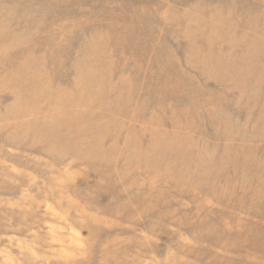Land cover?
Here are the masks:
<instances>
[{"label":"rangeland","instance_id":"374dc122","mask_svg":"<svg viewBox=\"0 0 264 264\" xmlns=\"http://www.w3.org/2000/svg\"><path fill=\"white\" fill-rule=\"evenodd\" d=\"M203 2L232 14L238 28L250 25L263 64L264 0H0V264H264V185H242L238 152L205 177L182 169L205 162L196 157L201 145L221 152L226 139L213 134L222 118L252 135L229 145L264 159V92L218 89L186 60L197 41L171 17L202 12ZM88 70L107 72L113 91L133 98L116 101L128 109L116 112L127 125L122 138L129 130L145 148L158 130L173 131L175 148L156 155L169 162L143 166L107 154L112 139L95 153L42 127L46 114L114 115L101 107L47 110L24 82L35 72L69 89ZM189 116L197 119L187 129ZM166 167L179 176L162 175ZM257 173L247 170L255 183Z\"/></svg>","mask_w":264,"mask_h":264},{"label":"bare ground","instance_id":"6f19581e","mask_svg":"<svg viewBox=\"0 0 264 264\" xmlns=\"http://www.w3.org/2000/svg\"><path fill=\"white\" fill-rule=\"evenodd\" d=\"M203 9L202 12L191 9L180 11L178 9L176 14L171 17L174 22L186 28L185 36L189 41L193 39L197 41V43L189 45L187 49V62L193 64L205 76L206 80L212 81L214 87L218 89L234 90L239 96L245 97L246 90L250 86H257L259 90L255 93H263L264 63H258L259 56L262 58L263 54L261 53L260 46H258L257 33L250 27H247L250 26L247 23L244 29L238 28L232 17L233 15L225 16L224 9L220 6H211L210 2H203ZM2 32L4 33V31ZM241 47H243L242 50H240ZM26 81L34 84L36 89L35 91H31L30 98H34L37 102L42 103L47 110L55 111L66 107H101L103 109L112 108L115 111L114 115L109 116L104 114L92 115L88 112H73L65 117L60 113L46 114L44 121H40L44 129L49 130L51 127L56 129L54 132H63L65 135L73 137L76 145L94 148L95 153H101L105 150L107 154L114 152L122 153L127 158L137 160L143 166L155 167L165 161L166 163L169 162L163 156L156 155L158 152L175 148L177 138H174L172 135L173 131L171 134L165 130H158L157 133L153 132L155 134L146 144L145 148L142 147L141 138L129 130L127 135L122 138L120 133L127 130V125L118 121L116 112L118 114H125L128 112V109H120L116 101L120 98L132 101L133 98L124 92H114L113 89L116 88L117 81L112 80L107 72L84 71L76 78L69 89L61 84L52 85L48 77L35 72L25 78L24 82ZM92 94H98L100 97L104 96L107 98V101H98L88 97V95ZM223 94L224 91L219 93L220 96ZM256 94H252V96H257ZM46 98H50L51 100H45ZM240 101L242 102V100ZM24 102L28 103V101ZM237 103L241 104L239 101ZM42 104H40L39 109ZM34 105L35 103L32 105V108ZM262 106L264 108V104ZM196 119L195 116H189L186 128L194 127ZM62 121L66 126L62 127V124L61 127H58L57 123ZM73 125L77 126L78 129L68 130V127ZM215 128L214 137L226 139L221 152L218 153V145L210 147L201 145L197 148L196 157L204 158L205 162L200 163L196 160L192 164L184 165L182 169L186 170L185 166L193 167L194 170H197L198 174L205 177L207 173L220 170L218 163L221 160L234 162L237 158L233 159L232 156H229V151L234 148L238 152L239 158H243V162L241 163L242 185H256V187L264 185V159L254 155V148L250 149L240 144L237 146L229 145V142L236 138H241V141L251 138L252 135L248 133V129L245 131L241 128L236 129L232 124V120L227 118H222L219 126ZM49 132L52 133L50 130ZM90 132L96 133L94 139L85 137ZM175 133H179V137L181 138L193 139L190 131L176 130ZM121 138L124 143L121 147H117L114 141ZM107 140H111V143L104 150L103 144ZM139 142L141 143L139 144ZM248 169L255 170L256 173L258 171L256 183L251 176L247 175ZM162 175L178 177L179 171L166 167Z\"/></svg>","mask_w":264,"mask_h":264}]
</instances>
